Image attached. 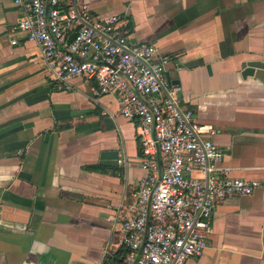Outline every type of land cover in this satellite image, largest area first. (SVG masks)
I'll list each match as a JSON object with an SVG mask.
<instances>
[{
  "label": "crops",
  "instance_id": "1",
  "mask_svg": "<svg viewBox=\"0 0 264 264\" xmlns=\"http://www.w3.org/2000/svg\"><path fill=\"white\" fill-rule=\"evenodd\" d=\"M87 3L169 58L168 80L215 127L223 164L259 183L216 204L206 248L185 264H264V66H250L264 64V0ZM21 15L0 0V264H119L113 215L145 175L137 122L113 95L94 99L93 81L59 89L38 45L13 30Z\"/></svg>",
  "mask_w": 264,
  "mask_h": 264
},
{
  "label": "built area",
  "instance_id": "2",
  "mask_svg": "<svg viewBox=\"0 0 264 264\" xmlns=\"http://www.w3.org/2000/svg\"><path fill=\"white\" fill-rule=\"evenodd\" d=\"M13 2L22 8L13 30L38 45L59 89L93 81L94 99L113 95L117 113L137 122L145 175L113 215L121 264H185L199 256L216 204L250 195L259 183L223 164L215 127L198 122L168 80L169 58L152 43L130 41L121 16L95 15L87 0Z\"/></svg>",
  "mask_w": 264,
  "mask_h": 264
},
{
  "label": "water",
  "instance_id": "3",
  "mask_svg": "<svg viewBox=\"0 0 264 264\" xmlns=\"http://www.w3.org/2000/svg\"><path fill=\"white\" fill-rule=\"evenodd\" d=\"M250 66H264L261 62H251ZM251 69L247 70L246 72H250ZM103 158H105V164L112 165L114 164L113 159H115V153L114 152H103L102 154Z\"/></svg>",
  "mask_w": 264,
  "mask_h": 264
},
{
  "label": "trees",
  "instance_id": "4",
  "mask_svg": "<svg viewBox=\"0 0 264 264\" xmlns=\"http://www.w3.org/2000/svg\"><path fill=\"white\" fill-rule=\"evenodd\" d=\"M121 254H122V252H121ZM119 264H121V260H120V263Z\"/></svg>",
  "mask_w": 264,
  "mask_h": 264
}]
</instances>
